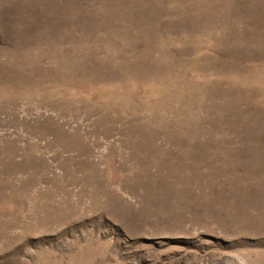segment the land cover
<instances>
[{
	"label": "rangeland",
	"instance_id": "374dc122",
	"mask_svg": "<svg viewBox=\"0 0 264 264\" xmlns=\"http://www.w3.org/2000/svg\"><path fill=\"white\" fill-rule=\"evenodd\" d=\"M0 264H264V0H0Z\"/></svg>",
	"mask_w": 264,
	"mask_h": 264
}]
</instances>
